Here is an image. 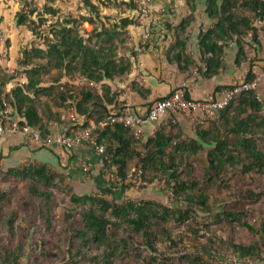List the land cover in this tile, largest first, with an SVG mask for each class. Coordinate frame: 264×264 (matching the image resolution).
I'll list each match as a JSON object with an SVG mask.
<instances>
[{
    "label": "trees",
    "instance_id": "trees-1",
    "mask_svg": "<svg viewBox=\"0 0 264 264\" xmlns=\"http://www.w3.org/2000/svg\"><path fill=\"white\" fill-rule=\"evenodd\" d=\"M55 1L47 0L49 4L40 11L35 1L23 0L16 13L17 26L42 39L41 45L25 47L21 52L18 65L24 67L21 76L26 82L21 83L16 71L8 74L0 65V113L5 100L12 110L10 119L19 117L22 126L37 129L43 140L61 130L58 126L63 123L62 111L66 118L70 110L80 117L75 125L67 119L68 127H71L67 133L71 134L89 126V119L98 122L105 118L110 111L107 105L111 108L121 106L118 103L120 91L113 90L107 81L115 82L130 73L135 49L130 55L123 52H129L126 48L128 28L137 24L134 17L127 15L116 20L102 16L101 11L110 6L121 8L126 5L139 16L137 5L132 0H83L88 16L59 18L47 26L48 29H41L46 21L42 18L44 14L57 16L58 9L52 5ZM188 3L194 12L196 5L189 0ZM205 12L214 22L207 29L200 30L198 35L201 64L198 65L187 53L184 34L192 22L191 18L182 20L174 29L175 44L166 57L181 72H187L196 65L200 76L210 79L224 70V58L230 45L236 46L234 63L238 67L250 61L248 46L256 52L262 47L261 29L255 23L257 20L264 23V0H206ZM34 15L38 20L33 19ZM84 22L93 26L87 37L81 33ZM80 77L85 79L83 86L77 83ZM256 77L251 60L244 82L251 83ZM134 84V89L141 92L142 87ZM233 88V85L217 86L213 95ZM141 94L144 95L143 92ZM95 140L106 147L101 156L102 168L108 172L112 170L117 177L115 183L110 180L108 183L128 189V170L132 161H137L138 172L141 171L144 181L163 179L177 203L185 202L203 209H209L208 196L201 190V181L195 176L191 160L206 148L207 164L202 171L205 187L215 186L230 174L238 180H246L253 173L264 174L263 105L256 90L251 88L237 93L216 120L198 126L194 137L184 136L180 130L174 133L167 126H162L141 143L128 127L115 124L98 130ZM62 148L67 149V153L72 150ZM83 173L87 174V171ZM0 174L23 181L30 196L42 199L46 208L53 201V189L57 185L61 183L67 189L69 202L74 207L65 211L61 232L70 233L78 241V249L66 250L70 259L88 255L93 249L97 252L91 257L95 262L119 264L126 253L124 234L137 245L158 251L156 243L160 236L163 242H173L169 230L171 225L191 218V207L182 210L152 200H123L119 203L116 195L113 200L100 195H80L66 182L64 174L45 163H28L4 171L0 157ZM8 195L6 189L0 188V222L5 221L3 199ZM246 213L226 210L224 214L241 223ZM14 217L11 212L6 218L10 228ZM261 239H264V223ZM259 247L255 241L250 245H233L236 257L243 263L255 260L261 253ZM21 257L22 248L12 252L0 246V264H19ZM195 261V264H204L202 257H195Z\"/></svg>",
    "mask_w": 264,
    "mask_h": 264
},
{
    "label": "rangeland",
    "instance_id": "rangeland-1",
    "mask_svg": "<svg viewBox=\"0 0 264 264\" xmlns=\"http://www.w3.org/2000/svg\"><path fill=\"white\" fill-rule=\"evenodd\" d=\"M22 1L0 0V65L6 69L8 74H14L16 71L19 79L24 74V67L18 65L22 50L25 47L42 44V39L35 37L31 31L17 26L15 17L22 7ZM31 1L38 4L40 11L45 4H49L47 0ZM189 1L196 5L194 12L189 7L188 0H159L154 4L155 9H153L152 15L154 19H157V22L149 24L147 29L152 36L154 35V39L157 38L156 43L159 52L157 55L154 54L157 68L151 71L147 70L145 76L153 77L154 82L158 83L160 92L167 93L159 95L158 98L167 96L180 87L189 91L187 79L190 77L197 78L196 81L202 80L196 65L195 67L192 66L189 72H181L175 65L167 63L166 60L167 52L175 44L176 32L174 29L180 25L182 20L192 19L191 24L183 34L184 36L187 35V37L185 36L187 47L191 49L190 51L193 52L191 54L196 60H199V54L195 50L199 32L213 25L214 21L209 19L205 12L206 0ZM52 5L58 9V14L56 17L44 14L42 18L46 21L41 29H48L47 26L55 23L59 18L62 20L68 16L89 15L83 0H56ZM101 15L110 16L116 20L127 15L134 17L137 26L128 28L129 35L126 48L129 52H123L124 55L132 54L137 46L133 34L137 32V29L142 30L140 26L141 17L134 15L133 11L126 5L121 8H113L112 6L102 8ZM33 19L38 20V16L34 15ZM255 25L261 29L260 36L264 43V23L257 20ZM92 30L93 26L90 23L84 22L82 24L81 33L85 37ZM150 43L151 41L146 42L145 52L150 48ZM247 49L254 64L259 66L258 77H261L264 73V66L258 62L263 59L253 56L254 48L251 49L248 46ZM229 50L226 55L227 62L232 60L236 46L232 44ZM247 66L249 63H245L243 68L239 69L233 64H229L227 73L233 76L232 85L244 83L248 72ZM143 76L140 77V81L144 79ZM260 83H264V78ZM170 126L171 129H174L177 125L171 123ZM192 130L194 131L193 127ZM191 133L187 132L185 136L192 137L193 134ZM207 151L206 148L191 162L195 167V176L201 181V190L208 196L209 209L190 206L185 202L177 203L165 180L144 181L138 172L137 161H132L128 170V189L114 186L115 190L108 192L96 187L94 180H88L86 184L87 186L91 184V186L89 185L87 189L82 190L74 182V190L80 195H100L109 200H113L117 196L116 200L119 203L123 200L136 202L152 200L182 210H187L188 207L192 208L190 219L181 224H172L169 228L173 242H163L162 236H160V240L156 243L158 251L139 246L124 234L122 239L126 242V253L118 261L119 264H195V257H202L204 264H237L238 262L239 264H264V239H261L264 223V174H249L246 180H238L233 174H230L223 177V180H220L215 186L205 187L206 183L202 180V171L207 164ZM3 170L6 171L7 166H3ZM108 175V179L115 183L117 180L115 172L111 170ZM25 185L21 180L0 174V188L6 189L9 193L8 197L3 199L5 221L0 222L1 248L12 252L22 248L23 257L19 259V264H99L91 258L97 254L93 249L88 255H81L75 259H70L66 255L67 249H78L77 239L70 233L62 234L61 232L64 227L65 211L74 207L69 202L67 189L61 183L57 185L53 189L55 194L53 201L49 202V207L46 208L42 199L30 196ZM226 210H238L247 213L240 223L226 217L224 214ZM11 212L15 214L12 228L6 222V218ZM59 239L60 242L58 243ZM254 241L260 244L261 253L255 260L251 259L249 262L243 263L236 257L233 245H250Z\"/></svg>",
    "mask_w": 264,
    "mask_h": 264
},
{
    "label": "crops",
    "instance_id": "crops-1",
    "mask_svg": "<svg viewBox=\"0 0 264 264\" xmlns=\"http://www.w3.org/2000/svg\"><path fill=\"white\" fill-rule=\"evenodd\" d=\"M143 31L144 30L137 29V32H134L133 34L137 41V44L140 38L142 37ZM153 36L150 34L149 38L147 39L148 42L151 41L150 48L148 49V51L144 52L139 58V61L142 63L140 72L142 75H144L143 76L144 79L142 81L139 80L141 76L139 77L135 75L133 66L130 73L122 76L117 81L115 82L107 81V83L112 86L113 90L118 89V91H120V95L118 98L119 105L121 106L129 105L132 107L133 111L137 112L138 114L147 113L153 101L158 99L159 95H165L166 93V92L163 93L160 92L158 83L154 82L153 77L145 76L147 74V70L151 71L157 68V61L155 60L154 56L158 54L159 49L157 46L158 44L156 43L157 38L154 39ZM185 36L187 37V35ZM196 42H199V39L196 40ZM230 48L231 45L228 48L227 52L230 51L229 50ZM190 50L191 49H188L187 47V53L189 54L193 53ZM195 50L199 54V58H200L198 43H196ZM235 54H236V50L234 51L232 60H230L229 62H227V58H226L227 56H225L224 70L223 71L221 70L219 74H217L215 77L207 79L199 75L200 78H202V80L199 81H196L197 78L195 77L188 78L187 86L189 87V93L191 94V96L195 99H203L210 96V94L213 95L215 93V89L217 86H231L232 85L231 80H233V76L228 75L227 73L229 69V64H233L236 68L242 69L245 63H249V66H247L249 70L250 61L252 60L251 55H249V52H248V56L250 61L248 60L242 63L240 67L236 66L234 63ZM253 56L257 58L261 57L263 60L258 63L264 66V43L262 47L259 50H257V52L254 51ZM194 60H196V58H194ZM167 63H169L168 60ZM196 63L198 65L201 64L200 59L196 60ZM171 65H175L177 69H179L176 64H171ZM253 65H254V72L258 77L260 68L259 66H256L254 62ZM192 66L195 67V65ZM74 83L76 82L74 81ZM134 83H138L142 87L141 92H138L134 89V85H135ZM259 91L264 96V83L259 84ZM142 92L144 93V95L141 94ZM111 107L112 106L107 105L108 109H110ZM65 116L66 114H64V112L62 111L63 123L59 124L58 126V128L61 130L53 135L62 133L68 127V120ZM95 118H96V114H95ZM173 118L175 119V124L177 125L174 129H172L174 133H177L180 130L182 131L184 136L187 132L188 133L192 132L191 133L193 134L192 137L195 136L194 134L195 129L194 131L193 130L191 131L192 127L194 128V126L192 125V122L190 121L189 117L183 114H175ZM89 122H94V121L93 119H89ZM166 122L169 121H165L162 125H166L168 129H171L170 125L172 122L169 123ZM162 125L160 126V128L162 127ZM153 128H154L153 126L147 127L144 141H146L149 137H151ZM67 152H68L67 149H63L61 146H56L53 144L42 146V144L35 141L28 134L13 133L7 131L4 134V136L0 138L1 165L7 166V169L28 163H34V162L45 163L50 165L58 173L64 174L66 176V182L69 184L71 183L70 185L73 188H74L73 185H75L76 183L78 187L82 188V190L84 188L87 189L89 185L91 186V184L87 186L86 184L87 181L94 180L95 186L101 190L104 191L115 190V187L111 183L107 182L109 181L108 179L109 172L105 171L102 168L103 163L101 156L104 153L103 154L97 153L96 150L93 148V146L91 144L89 145V143H79L73 146L72 150L69 151V153ZM83 171H87V174H84Z\"/></svg>",
    "mask_w": 264,
    "mask_h": 264
},
{
    "label": "built area",
    "instance_id": "built-area-1",
    "mask_svg": "<svg viewBox=\"0 0 264 264\" xmlns=\"http://www.w3.org/2000/svg\"><path fill=\"white\" fill-rule=\"evenodd\" d=\"M159 0H133L137 5V12L141 17V28L143 31L142 37L138 41L134 50L133 68L136 76H142L140 68L142 63L139 61L140 56L145 52V44L150 36V32L147 27L151 23H156L152 12L155 9L154 4ZM153 19V20H152ZM264 78V73L261 77H257L251 83H241L233 85V89L223 90L220 94L210 95L203 99H195L191 96L188 90L183 87L176 89L174 92L167 96L160 97L153 101L151 107L145 114H138L133 111L129 105L120 106L118 108H110L107 116L98 122H89V126L79 131H73L68 134V130L71 127H67L64 132L51 135L46 140L41 138L40 131L33 129L28 125H21L22 119L11 118L10 104L3 100V107L0 113V138L4 136L7 131L13 133H23L30 135L35 141L47 146L53 144L56 146H62L72 148L79 143L91 144L97 153H105L106 147L102 144L96 143V132L104 129L107 126L122 124L128 127L134 138L139 142H144L147 127L153 126V132L151 136L160 128L165 122L169 121L175 123L173 116L175 114H183L190 118L192 125L196 131V128L200 125L206 124L210 120H216L220 114V111L233 99V97L244 89H255L257 92V98L263 105L264 113V96L259 91V84ZM21 83H25L24 77L19 79ZM78 85H85V79L80 77L77 81ZM67 119L70 120L73 125L80 121V117L77 116L74 110H70L67 115ZM166 122V123H169ZM66 132V133H65ZM141 173V171H139ZM239 264V262L237 263Z\"/></svg>",
    "mask_w": 264,
    "mask_h": 264
}]
</instances>
